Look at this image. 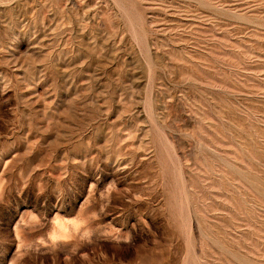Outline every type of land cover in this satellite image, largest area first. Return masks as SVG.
<instances>
[{
  "label": "rangeland",
  "instance_id": "obj_1",
  "mask_svg": "<svg viewBox=\"0 0 264 264\" xmlns=\"http://www.w3.org/2000/svg\"><path fill=\"white\" fill-rule=\"evenodd\" d=\"M0 264H264V0H0Z\"/></svg>",
  "mask_w": 264,
  "mask_h": 264
}]
</instances>
